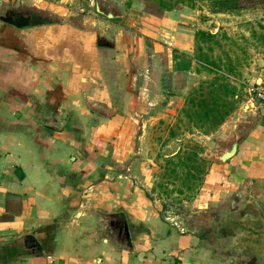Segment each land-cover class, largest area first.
<instances>
[{"label": "crops", "instance_id": "obj_1", "mask_svg": "<svg viewBox=\"0 0 264 264\" xmlns=\"http://www.w3.org/2000/svg\"><path fill=\"white\" fill-rule=\"evenodd\" d=\"M28 1L40 12L61 8L0 0V18ZM212 22L184 6L25 28L0 19V264H240L232 252L219 256L212 231L175 221L154 190L160 153L179 155L192 138L210 166L182 206L218 218L248 186L264 208V104L247 97L248 86L264 85V69L227 79L238 94L209 133L183 113L214 77L195 59V33H214ZM112 212L126 215L132 251L106 226Z\"/></svg>", "mask_w": 264, "mask_h": 264}, {"label": "rangeland", "instance_id": "obj_2", "mask_svg": "<svg viewBox=\"0 0 264 264\" xmlns=\"http://www.w3.org/2000/svg\"><path fill=\"white\" fill-rule=\"evenodd\" d=\"M53 2L55 5L60 6V10H51L50 12L41 11L36 9L31 1L26 3V6L21 10L22 12L39 11L40 14L48 17H56L57 22H69V16H77L74 22L88 21V19L107 20L105 15H100L96 12L95 3L99 4L100 9L105 13H111L115 17H123L128 10L133 14H140L144 12L149 15L150 13L163 15L164 12L157 5L155 0H45ZM241 8L232 12L226 13H212L210 10L211 5L207 2L199 1L196 3V8L192 9L197 18L212 19V23L207 24L209 29L217 33V46L209 44L213 47V52L210 53L203 46L204 51L210 56L217 58H225V55L230 57H238L240 59V70L245 67L253 66L254 71L252 74L256 75L264 69V40L260 36H264V0H241ZM186 7V6H184ZM218 14V15H216ZM159 15V16H160ZM133 18L134 15H127V18ZM113 18V19H114ZM134 18V19H135ZM220 21L222 24L216 27L214 21ZM204 22H207L206 20ZM251 31H255L256 37L251 36ZM198 54V50L196 49ZM218 74L224 75L229 81H236V76H228L224 72L218 71ZM261 85V84H257ZM253 85L252 87H255ZM243 95V94H242ZM252 94H247V97H253ZM202 152V146L194 141L192 138H184L180 143V154L172 159L170 163L163 160L162 155L158 156L157 165H160L156 185L154 190L165 201V208L170 216H176L175 221L181 222L184 228L189 231L198 230L202 236L209 235L208 231H212L213 241L211 243L217 246V253L223 260L236 258V254L230 250L227 245V229L229 226L224 221L222 213L220 217H214L210 210H203L195 213L189 206H182V200H187L194 195L195 185L200 181L201 173L197 171L200 166L198 154ZM210 162L205 164V172L210 166ZM193 174L194 178L184 177L187 171ZM204 176V174H203ZM190 187L188 190L187 187ZM223 218V219H222ZM211 220L213 225H211ZM216 222L220 224L225 233L217 234L214 229ZM217 223V224H218ZM222 224V225H221ZM222 231V230H221ZM219 233V232H218ZM210 242L209 240H207ZM238 261V260H237Z\"/></svg>", "mask_w": 264, "mask_h": 264}, {"label": "water", "instance_id": "obj_3", "mask_svg": "<svg viewBox=\"0 0 264 264\" xmlns=\"http://www.w3.org/2000/svg\"><path fill=\"white\" fill-rule=\"evenodd\" d=\"M96 12L112 19L111 13L105 14L96 3ZM3 22L15 28L34 27L41 25H52L57 23L56 17H48L37 11H10L0 18ZM77 16H69L68 21L75 23ZM237 114L233 119H237ZM61 119L66 115L61 114ZM64 127V126H62ZM236 143L230 151L223 154L221 161H226L234 155ZM236 199L231 201V208L223 211L222 215L226 219L227 245L230 252L236 254L240 264H264V208L259 201L252 196L248 186L242 188L236 195ZM106 226L110 230L113 239L120 245L132 251V243L127 223L126 215L123 212H112L103 214ZM225 233V231H224ZM33 239L32 235L27 236Z\"/></svg>", "mask_w": 264, "mask_h": 264}, {"label": "trees", "instance_id": "obj_4", "mask_svg": "<svg viewBox=\"0 0 264 264\" xmlns=\"http://www.w3.org/2000/svg\"><path fill=\"white\" fill-rule=\"evenodd\" d=\"M162 11H171L175 8L186 6L189 9H194L196 3L199 1L207 2L211 5L210 11L212 13H226L232 12L241 8V0H155ZM152 15H156L150 13ZM160 15V13L158 14ZM251 36L256 37L255 31H251ZM217 33L209 31H196L195 39L198 54H196V62L203 64L210 69L214 77L202 83L197 90L188 98L186 106L183 110L185 118L190 124L203 134L217 128L224 122L225 118L230 114L233 106L230 100L238 94V89L231 85L224 75L218 74V71L224 72L226 75L239 76L240 75V59L236 56L234 58L225 55V58H214L204 51L205 49L212 53L213 47L209 44H219L216 40ZM260 39L263 41L264 36ZM217 71V72H216ZM177 156V155H176ZM176 156L165 158V161L170 163ZM200 166L197 168L198 172H205L204 165L207 161L198 159ZM184 177L194 178L193 174L188 170ZM190 190L189 186L187 187Z\"/></svg>", "mask_w": 264, "mask_h": 264}, {"label": "built area", "instance_id": "obj_5", "mask_svg": "<svg viewBox=\"0 0 264 264\" xmlns=\"http://www.w3.org/2000/svg\"><path fill=\"white\" fill-rule=\"evenodd\" d=\"M248 92L254 95V99L262 104H264V85H256L255 87L248 86Z\"/></svg>", "mask_w": 264, "mask_h": 264}]
</instances>
